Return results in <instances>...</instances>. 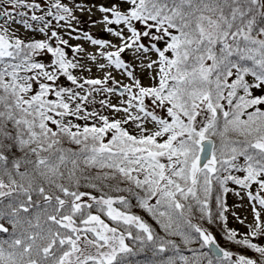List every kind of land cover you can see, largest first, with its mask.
<instances>
[{"label":"snow or ice","instance_id":"snow-or-ice-1","mask_svg":"<svg viewBox=\"0 0 264 264\" xmlns=\"http://www.w3.org/2000/svg\"><path fill=\"white\" fill-rule=\"evenodd\" d=\"M0 4V220L12 225L10 233L0 223L9 234L0 239V264H132L145 251L149 264H264V245L254 242L264 238V0L100 4L118 44L80 34V5ZM15 24L42 38L18 35ZM87 61L112 70L85 76ZM137 67L154 83L144 85ZM112 94L126 99L113 104ZM213 181L224 192L229 182L248 190L256 223L247 234L227 229L222 202L218 216L227 240L259 260L225 250L189 218L194 201L213 222ZM194 243L199 249L188 247Z\"/></svg>","mask_w":264,"mask_h":264},{"label":"rangeland","instance_id":"rangeland-1","mask_svg":"<svg viewBox=\"0 0 264 264\" xmlns=\"http://www.w3.org/2000/svg\"><path fill=\"white\" fill-rule=\"evenodd\" d=\"M29 2H32V0H29ZM38 2H42V0H38ZM63 2L69 4L70 6L80 5L83 7L84 9L83 11H80L79 9H74V14L76 15L79 23H76L74 21L73 24L76 26V28L79 29L80 33L87 32L93 35L94 38L110 40L114 44L119 43L117 38H115L114 36H112L111 34L107 32H104L105 25L101 22L103 14L98 11L100 4H104L105 6H111V4L116 2V0H63ZM5 6L6 5L0 4V11H2ZM88 9H91V11H88ZM17 19H19V17H17ZM2 22H3V19L0 21V23ZM12 27L15 29H19L17 34L22 37L23 36L28 37L30 34V31L25 30L19 24L12 25ZM58 31H60L61 34L64 35V38L66 39L68 38L66 29H59ZM40 38L42 37L40 36ZM70 43L73 45L77 43L83 45L85 51L88 53L95 54L98 50L97 46L91 45L90 42L84 39H81L79 41L72 39L70 40ZM109 50H113V49H109ZM69 56H71V52H69ZM151 59H156V56H153V54H151ZM105 62L106 61L102 59L98 61V63H105ZM87 63H88V66L92 68V72L83 73V75L89 76L92 78H102L105 72L112 70V69L99 70L96 67V65L93 64L91 61H87ZM77 74H80V73H77ZM136 74L138 78L141 79L144 85L147 86V85H151L154 83L149 73L140 69L139 67H137L136 69ZM154 74L155 73L153 72L152 75ZM113 75H115L116 79L120 80L122 84L130 83L129 79L126 76H122L119 72L113 71ZM61 82L65 84V86H67V84L69 83L65 81L64 78H61ZM101 98H103L102 95L97 96L98 100ZM121 99H126V96L120 97L118 94H112L110 97V102L113 104H119ZM95 107L99 109L100 105L96 104ZM104 114H110V113L108 112V110H104ZM235 186L239 187L236 194H231L229 191V193L227 192L228 193L227 195V193H225L218 184L217 185L214 184L213 192L211 196V199L213 201L211 202L215 205V207H220V204L216 201V198L220 197L221 202H222V195L224 194L228 198V204H229V210L225 211V217L227 218V220H229L232 223V228L236 229L238 234L245 235L250 231L249 225H252L253 227H255L256 221L254 218L253 207H252L254 202L249 199L247 195L248 190L243 189L239 185H235ZM251 191H253V193H256V192H259L260 190L258 186L256 185V186H252ZM260 194L264 195V192H261ZM257 208H259V205H257ZM240 220H243L244 223H240ZM261 221H264V211H262L261 213ZM254 240L256 242L264 244V238H255Z\"/></svg>","mask_w":264,"mask_h":264},{"label":"trees","instance_id":"trees-1","mask_svg":"<svg viewBox=\"0 0 264 264\" xmlns=\"http://www.w3.org/2000/svg\"><path fill=\"white\" fill-rule=\"evenodd\" d=\"M25 9H20V11H24ZM38 14H41L39 12H37ZM139 27V25H137ZM112 27H116L115 25H113ZM104 32H106L104 30ZM81 35L83 33H80ZM24 37V36H23ZM40 38V35H38V33H33L30 32L28 37H24L26 39H30V38ZM145 42L147 43V38H144ZM158 46L163 48L164 45L162 42L158 43ZM170 55V54H169ZM153 56H155V54H153ZM128 58V57H127ZM130 59V57H129ZM148 86V85H147ZM256 94L259 95L261 94L259 91H256ZM264 107V106H262ZM219 142V141H218ZM70 146V145H66ZM17 156H20L21 153L17 152L16 153ZM97 171V169H89L88 172L91 174H95V172ZM238 176H243L244 173H235ZM217 183L215 181H213V185ZM252 186H256L255 184H253ZM226 187L229 189L227 192L231 194H236L237 190L239 187L235 186V184H233L232 182H229ZM81 190H88L90 191V189H81ZM225 192V193H227ZM227 193V195H228ZM211 201H213L211 199ZM210 201V207L213 213V222L209 223L206 219H202L201 218V213L197 210L196 206H195V202L194 201H189V203L193 204V209L192 212L189 214V218L192 220L193 223L196 224H200L203 228L208 229L209 231H211L213 233V235L216 237V240L218 242V244L224 248L225 250H230L233 252H236L237 254H244L250 258L253 259H257L259 260V255L257 253H255L254 251L250 250V249H245L242 248L239 245L234 244L233 242L227 240L226 238V229L224 228V224L225 221H223L219 216H218V212L221 211L222 209L220 207H215V205ZM216 201L221 204V199L220 197L216 198ZM220 201V202H219ZM222 203L223 206L226 210H229V204H228V198L223 194L222 195ZM138 212V214H140L148 223H150L152 225V227L154 228L155 232L160 236V237H164L165 239H172L175 240L178 244L181 245V254L185 255V256H192V252L188 251V248L185 247L182 243H181V238L179 236H170L167 233H165V231L163 230V228L160 226V224L157 223V221L155 219H153L148 213L144 212L143 210H136ZM224 216H225V211H224ZM0 223H3L5 227L9 228V231L11 233L12 231V225L7 223L6 220H0ZM226 227L227 229H233L232 228V224L229 220L226 219ZM236 230V229H234ZM238 233V232H237ZM243 235L239 234L237 238L242 237ZM9 237L8 233H0V239H7ZM254 242H256L254 240ZM264 245V244H262ZM192 249H199V245L198 244H192L190 246H188ZM172 253H167L166 255H171ZM132 264H149V261L153 259L152 255L150 252L145 251L143 253H140L139 255L132 257Z\"/></svg>","mask_w":264,"mask_h":264},{"label":"water","instance_id":"water-1","mask_svg":"<svg viewBox=\"0 0 264 264\" xmlns=\"http://www.w3.org/2000/svg\"><path fill=\"white\" fill-rule=\"evenodd\" d=\"M2 17H0V19H1Z\"/></svg>","mask_w":264,"mask_h":264}]
</instances>
